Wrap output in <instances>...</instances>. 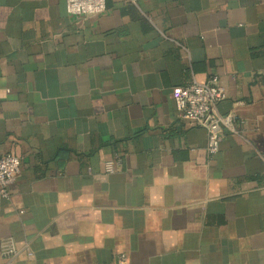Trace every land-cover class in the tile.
<instances>
[{
    "label": "crops",
    "instance_id": "1",
    "mask_svg": "<svg viewBox=\"0 0 264 264\" xmlns=\"http://www.w3.org/2000/svg\"><path fill=\"white\" fill-rule=\"evenodd\" d=\"M211 75L215 153L172 101ZM5 152L0 264H264V0H0Z\"/></svg>",
    "mask_w": 264,
    "mask_h": 264
},
{
    "label": "built area",
    "instance_id": "2",
    "mask_svg": "<svg viewBox=\"0 0 264 264\" xmlns=\"http://www.w3.org/2000/svg\"><path fill=\"white\" fill-rule=\"evenodd\" d=\"M105 8L106 0H65L66 12L72 17L99 15ZM225 98V90L217 75H211L205 82L192 81L172 91V101L179 117L206 129V149L209 153L218 150L224 129L235 131L232 113H216L217 105ZM116 160H119V155ZM106 170H113L109 161L106 163ZM19 171L20 159L17 155L12 152L0 155V199H9V187L15 182ZM22 252L27 256L31 255L26 243L17 245L10 237L0 242V256L6 263L15 260Z\"/></svg>",
    "mask_w": 264,
    "mask_h": 264
}]
</instances>
